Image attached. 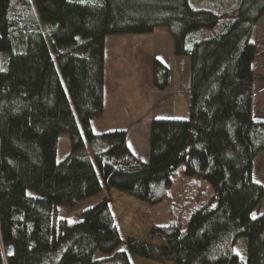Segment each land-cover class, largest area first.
<instances>
[{"label": "trees", "instance_id": "obj_1", "mask_svg": "<svg viewBox=\"0 0 264 264\" xmlns=\"http://www.w3.org/2000/svg\"><path fill=\"white\" fill-rule=\"evenodd\" d=\"M263 17L264 0H0V264H134L131 254L162 264H264V211L252 215L264 195L253 177L264 150V119L253 116ZM158 25L168 26L174 55L190 58V109L151 119L142 160L125 129L95 133L92 121L104 114L107 35ZM170 75L155 57L153 86L165 90ZM64 133L72 150L58 160ZM96 138L107 148L91 158L83 150ZM180 165L192 187L184 212L208 188L210 198L186 221L154 223L143 240L125 236L119 250L112 201H89L117 190L146 206L163 202ZM241 235L246 260L234 246Z\"/></svg>", "mask_w": 264, "mask_h": 264}, {"label": "rangeland", "instance_id": "obj_2", "mask_svg": "<svg viewBox=\"0 0 264 264\" xmlns=\"http://www.w3.org/2000/svg\"><path fill=\"white\" fill-rule=\"evenodd\" d=\"M254 33V40L256 41V57L254 64V99H253V116L264 119V17L256 25ZM45 39L48 46L54 54L50 36L45 31ZM106 64L107 69V86L110 95L113 97L117 90H115L118 79L123 80L122 89L127 94L122 97L124 100L123 108L119 110L114 103L110 110L111 115L106 118H96L92 121L95 133L103 132L107 129H113L121 126H128L126 132L130 135V141L135 149L145 150L147 142L145 136L147 134V127L144 126V121L139 126L134 125L138 123V119L132 116V105L128 96L133 95L132 89L137 93L143 91L142 100L140 101L139 110L140 116L144 117L146 114L152 112L151 99L149 98L151 91V77L152 62L155 57L164 60L168 65L172 66L174 76L172 81V88L162 95L173 94L174 97L169 100L168 105H165L162 111L158 114L159 117H187L189 115V97H188V83L190 72V58L187 55H174L173 53V38L169 33L168 26L158 25L154 32L135 33V34H117L113 33L107 35L106 38ZM133 87V88H132ZM130 92V93H128ZM135 95H133L134 97ZM118 98V97H117ZM113 102V99L111 100ZM118 101V100H116ZM126 106V107H125ZM130 109V110H129ZM121 111H123L121 113ZM127 111V112H126ZM144 114V115H143ZM123 127V128H124ZM127 128V127H126ZM135 131V132H134ZM130 133V134H129ZM56 157L61 160L72 150L69 136L64 133L61 134ZM107 144L102 138H96L94 141H88L83 150L85 155L94 158V153L97 150L106 149ZM143 156V155H142ZM148 159V157H147ZM253 177L257 181L264 183V150L253 158ZM190 177L182 173V165L179 166L178 174L175 176L173 186L171 189V197L165 199L163 202L156 203L152 206H146L145 202L131 197L123 192L117 190H110L109 192H102L98 196L92 198L89 203L97 202L100 199H108L112 201L113 209L120 221V228L122 230L123 243L119 246V250L126 249L125 236H136L139 239L148 237L151 226L154 223L165 225L180 219L183 216L184 221L187 220L189 213L198 206L202 205L212 195V189L208 188L206 192L200 195L194 207L186 209L184 212V203L186 199L184 191L189 188L191 192ZM205 186H202L203 190ZM83 204V206L89 205ZM183 208V209H182ZM264 211V195L252 210V215L258 216ZM70 213L65 214V216ZM182 215V216H181ZM235 250L239 254L241 260L247 259V238L241 235L235 242ZM102 253L97 251L96 256ZM131 260L134 264H162L148 259L139 257L136 254H131ZM168 264V263H167Z\"/></svg>", "mask_w": 264, "mask_h": 264}, {"label": "crops", "instance_id": "obj_3", "mask_svg": "<svg viewBox=\"0 0 264 264\" xmlns=\"http://www.w3.org/2000/svg\"><path fill=\"white\" fill-rule=\"evenodd\" d=\"M166 65L167 66H170L167 63H166ZM170 68H171V75H170L171 76V81H170V85L165 90H160V89L158 90L157 88H155L153 86V84H152V77H151V74H150L151 84H152L150 86L152 88L151 91H150V93L152 95H150L149 98L151 99V104L150 105L152 107L150 108V110H152V112L149 114V116H147L146 114L145 115L143 114L144 117L143 116L142 117L140 116L141 112L139 110V106H140L139 103L142 100V95H143L142 92L143 91H140L139 93H137L135 91V89H132V94L135 95V96L134 97H133V95L128 96V97H130L129 98V101L131 102L130 104H133L132 107H130V108H132V111H133L132 116H134L136 118V120L138 119L137 120L138 123H135L134 125L139 126V124L142 123V120H143L144 121V126L147 127V129H146L147 134L145 136V141L147 142V145L145 147L146 148L145 150L140 149V151H139V150L135 149V147L132 146L131 143H129V141H130L129 140L130 139V135L127 136V143L130 146L131 150L134 152V154H136L142 160H148L149 159V155H150V153H149V146H150V142H149L150 131H149V129H150L151 119L152 118H160V117H162V116L159 117L158 114L160 113V111L163 110V108H165V105H168L169 100L174 97L173 94H170V95H162V94H166V92L172 88L171 87L172 86V81H173V77H175V76H174V72H173L172 66H170ZM106 71H107V69L105 70V87H104V90H105V106H104V111H103L104 114L101 117L102 119L108 117L109 115H111L110 110H111V108L113 106V103H114V105H115L116 108H118L119 110H121V108H123V104H124V100H122V97L125 94H127L122 89V83L125 82L124 79L123 80L118 79L117 82H116V86H115V90H117V92H116V94L113 97L110 95V92L108 90L109 88L107 86V79H106L107 78V76H106L107 75V72ZM128 93H130V92H128ZM143 98H144V95H143ZM112 99H113V102L111 101ZM116 100H118V101H116ZM122 112L123 111H121V113ZM171 117H173V116H169V117H166V118H171ZM182 117H179V118H182ZM123 127L124 126L116 127V128H123ZM116 128H113V129H116ZM123 129H125L127 131L128 126H125ZM107 130H110V129H107ZM107 130H105V131H107ZM147 157H148V159H147Z\"/></svg>", "mask_w": 264, "mask_h": 264}]
</instances>
